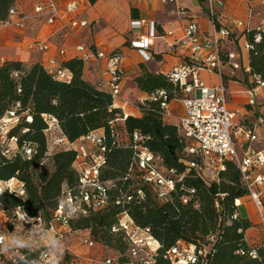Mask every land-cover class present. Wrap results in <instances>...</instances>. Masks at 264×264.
<instances>
[{"label":"built area","instance_id":"obj_1","mask_svg":"<svg viewBox=\"0 0 264 264\" xmlns=\"http://www.w3.org/2000/svg\"><path fill=\"white\" fill-rule=\"evenodd\" d=\"M243 1L248 6V16H251V6L256 0ZM160 2L165 5H175L176 17L186 20V10L180 0H160ZM203 2L210 26L209 31L204 32L195 21L187 20L182 27L181 37L170 45L172 50L185 54L184 63L166 75L172 85L177 88L180 96L170 99L166 91L156 90L145 99L158 104L163 120H175L180 137L188 145L186 153L195 161H191L190 168H187L181 175L174 170H167L163 167L159 155H154L137 145L142 138L134 133L133 142L136 145L133 147L134 165L141 172L142 185L151 191L158 202H165L170 193L175 190L177 181H181L190 169L196 171L205 181L210 182L207 178L216 181L219 172L225 170V162H233L241 174V185L246 191V197L253 205L264 234V148L254 149V144L259 141L258 130L264 127V117H257L255 121L238 124L235 113L228 108L227 88L223 81L224 68L229 67L231 72L241 68L235 62L238 57L224 49L223 43L231 39V32L219 24L217 13V10L224 7V0H203ZM76 10L75 4H68L60 9L52 0L37 2L33 5L32 12L21 11L14 5L9 9L7 17L0 21V29L23 30L30 21H42L47 26H56V33L61 37L73 36L79 39V31L86 28L88 22L75 17ZM234 24L241 30L242 36L251 31L244 22L236 21ZM142 30H144L143 33H141ZM129 31V45L138 51L144 61H149L151 57L148 51L153 41L159 37L155 24L146 20H131ZM255 31L252 39L254 44L260 41V32L264 31V22ZM167 35L171 36L172 33L169 32ZM251 47L250 43H245L247 51ZM27 49L30 52L45 53L49 50V45L33 41L28 43ZM74 51L76 52L75 58L79 59L84 66L93 64L98 67L101 78L97 87L110 96L113 108L121 111L123 117L126 118L128 115L124 114V110L131 104L121 96L123 76L121 54H106L81 40L75 46ZM57 54L59 59L52 58L48 61V65L43 67L54 79L68 82L71 79V73L60 60L65 56V50L60 49ZM202 72L215 81L206 84L201 79ZM242 72L248 78L247 106L254 108L257 96L260 91H264V82L258 76L251 75L249 68L242 69ZM173 101L180 102L183 108V114L176 118L170 112V103ZM20 109V104L16 103L0 119V154L5 158H10L17 150L16 138L7 137L9 131L20 122L23 116L27 123L31 121L29 116L19 113ZM137 109L141 112L138 106ZM47 120V155L61 150L74 151L73 168L77 172V184L73 188L63 187L52 220L47 226L40 216L30 217L27 214L22 216L24 212L19 208L13 212L11 218H8L0 205L1 254H4L7 248L9 236L1 228L3 221L14 226L25 224L36 231L37 239L34 244L38 246L33 249L40 250V253L35 264H52L53 258L60 255L55 246L61 244L66 234L87 233V237L81 240L80 244L88 249L94 245H101L91 239L88 231H73L71 223L86 217L90 212L105 210L109 204V191L113 187L112 182L100 179L105 153V139L102 134L92 132L70 142L60 133L54 118ZM56 130L59 132L58 135H56ZM22 155L30 159L33 155L32 148L23 147ZM45 164L46 160L40 163V167ZM132 168L131 165L129 172ZM6 191L17 198L24 196L23 184L15 179L0 182V195ZM190 194H194V191L191 190ZM143 198V191L137 190L136 199ZM132 199H134L133 196H125L124 201H117L115 204L123 206L125 202H131ZM187 201L188 198L182 199L183 203ZM62 202H64L63 205ZM234 205L236 209L240 207L241 199L235 200ZM73 208L76 209L75 213L69 215L68 212H72ZM237 217L235 213L232 219ZM110 233L123 238L126 251L124 254L118 253V258L104 257L96 261V264H155L154 255L159 243L151 235L150 229L137 226L128 212L123 211L117 215ZM210 242H213V238H210ZM21 250L15 248L13 254L7 256L10 264H19L18 258L21 257ZM25 250L32 251L29 248ZM65 251L59 258V264H77L75 257L71 256L67 250ZM238 253L241 256L244 255L242 251ZM248 256L253 260L258 258L255 250H251ZM164 258L169 260L170 264H208L205 248L196 250L183 242H177ZM121 259L124 260L123 263L120 262ZM260 264H264V258L260 260Z\"/></svg>","mask_w":264,"mask_h":264},{"label":"trees","instance_id":"obj_2","mask_svg":"<svg viewBox=\"0 0 264 264\" xmlns=\"http://www.w3.org/2000/svg\"><path fill=\"white\" fill-rule=\"evenodd\" d=\"M12 6L14 0H0V21L7 17ZM132 17L136 16L132 14ZM255 33L251 30L245 35L252 45L248 50V67L251 75L264 82V31L260 32V41L256 44L252 41ZM63 66L71 73L68 82L54 79L41 64L24 67L19 62H7L0 65V119L16 103L21 106L19 113L31 118L27 123L23 116L22 122L8 133V138L17 140L15 153L10 158L0 154V182L15 179L24 186L22 198L7 191L0 195V205L6 216L11 218L19 208L30 217L40 216L47 226L63 187L73 188L77 184L74 151L61 150L47 155V119L54 118L60 133L70 142L92 132H102L105 153L100 179L113 184L107 208L72 222L73 231H88L95 242L124 254L126 243L121 236L111 234L110 229L117 215L126 211L137 226L149 228L159 243L155 264H170L164 256L177 242L196 250L205 248L208 264H260L264 245L250 246L245 239L251 223L239 217L232 219L237 212L235 200L246 197L236 165L225 162V170L219 172L213 182L205 181L190 169L181 181H177L168 200L158 202L142 185L141 172L134 165L133 134L142 138L137 145L161 157L165 169L181 175L195 159L187 155L188 145L176 126L163 124L158 104L149 100L138 105L140 117L124 118L121 111L113 108L105 91L82 78L83 64L79 59L64 62ZM135 84L147 95L164 90L170 99L180 96L168 77L160 73L144 71ZM25 146L32 148L30 159L22 155ZM44 160L52 164L51 172L40 167ZM131 165L133 168L129 172ZM139 189L144 193L143 199H136ZM191 190L194 194H190ZM125 196L134 199L117 206L115 202L124 201ZM183 198H188L187 203L182 202ZM251 250L257 252V259L248 256ZM240 251L243 256L238 253ZM39 253L40 250H21L18 263L35 264Z\"/></svg>","mask_w":264,"mask_h":264},{"label":"crops","instance_id":"obj_3","mask_svg":"<svg viewBox=\"0 0 264 264\" xmlns=\"http://www.w3.org/2000/svg\"><path fill=\"white\" fill-rule=\"evenodd\" d=\"M44 1L46 0H14V5L21 11L32 12L34 4ZM52 1L60 9H63L68 4H75L77 6L75 17L88 22V26L79 31V39L73 36L61 37L56 33V26H47L42 21H30L23 30L0 29V65L7 62H19L24 67L34 64H41L46 67L48 61L52 58L59 59L57 52L60 49L65 50V56L60 58V60L67 62L76 57L74 48L80 40L106 54L119 53L122 56L123 68L121 96L131 104L129 108L124 110V114L133 117H140L141 112L137 109L138 105L131 103L124 94L127 79H129L125 78V73L130 72L137 77L141 74V67L143 71L149 73L167 75L174 68L184 63L183 56L185 54L178 50H172L170 45L181 37L182 27L186 24L187 20L195 21L204 32H208L210 27L203 0H180L181 5L186 10V20H180L176 17L175 5H165L160 0L148 2L144 0H96L94 3H90L89 0ZM224 3V7L217 10V13L219 15V24L231 32V39L223 43L224 49L227 52L233 53V50H239L247 42L245 36H242L241 30L235 26L234 22H244L250 30L260 27L264 22V0H256L252 3L251 16H248V6L243 0H224ZM132 14L136 17H132ZM137 19L153 22L159 34V37L153 41V45L148 51L151 57L149 61H144L138 51L129 45V24L131 20ZM143 32L144 30L141 31V33ZM169 32L172 33L171 36L167 35ZM33 41L48 44L49 50L45 53L28 51V43ZM101 47L104 50L99 49ZM236 57L238 56L236 55ZM235 62L238 63L236 60ZM238 64L241 69L235 72H231L229 67L224 68L223 81L227 88L228 108L235 113L237 123L241 124L243 122L255 121L257 117H264V91H260L257 96V98H262V103L258 104L256 100V106L249 108L247 106L246 95L249 87L247 83L248 78L242 72V69L249 68L248 51L246 65L242 66L240 63ZM200 76L206 84L215 81L204 72ZM244 77L247 78L246 81H244ZM82 78L90 84L97 86L101 78L98 67L93 64L83 65ZM147 97L148 95L145 94L139 99V103ZM176 103L180 104L177 101L170 103L172 116ZM181 110L182 115V106ZM163 121L175 125V120L173 119H164ZM95 133L101 134L102 132L96 131ZM56 134H59L58 130H56ZM258 136L259 141L254 144L255 150H259L264 145V127L258 130ZM236 213L240 219L248 220L251 223V228L245 232V239L248 245L256 246V243L260 242L259 234L256 232L257 228L259 227L261 232L262 229L253 205L247 197L241 199V205L237 208ZM253 231L254 233H252ZM78 235H85L87 237L88 234L83 233ZM78 235H65L64 241H67L70 246L65 247L64 250H67L71 256L75 257L77 264H92V262L96 264L97 259L94 257L97 256L99 248L93 250L85 248L80 244V238L77 245L75 237ZM60 245L61 248L62 244ZM96 246L101 249L103 248L101 245Z\"/></svg>","mask_w":264,"mask_h":264},{"label":"rangeland","instance_id":"obj_4","mask_svg":"<svg viewBox=\"0 0 264 264\" xmlns=\"http://www.w3.org/2000/svg\"><path fill=\"white\" fill-rule=\"evenodd\" d=\"M226 48H227V46H226ZM99 49L104 50L103 47H101ZM233 51H234L233 53L238 56L236 61L238 63H240L242 66H245L246 65V57H247V50L245 49V46L243 45V47H241L239 50H237V51L233 50ZM140 71H141V74L139 76H137V77L142 76V74L144 73V71L141 69V67H140ZM137 77L133 73H130V72L125 73V78L126 79L129 78V79H127L126 88H125L124 94L131 101V103H133L134 105H139L140 104L139 103V99L142 98L145 95L143 92H141L137 88V86L135 84V80H136ZM246 80H247V78L244 77V81H246ZM256 100H257L258 104L262 103V98H257ZM181 112H182L181 105L179 103H176L174 105L173 116H175V117L180 116ZM20 122H22V119H20ZM162 122H163V124H170L167 121H162ZM263 147H264V145H263ZM263 147L260 148V149H263ZM43 168H44V170H48L49 172H51L52 169H53L52 168V164H50L49 162H46V164L44 165ZM38 170H41V169H38ZM207 177L208 176H206V178ZM207 180L210 181V182L213 181V179H211V178L209 179V177L207 178ZM1 228L7 234H9V236H8V242H7L6 250L4 252V250L2 249V252H4V254L3 253L0 254V264H10L8 262V260H7V256L13 254L15 248L22 249V250H25L26 248H29V249L34 250L33 247L38 246V244H34V242L37 239L36 238V231L31 226H27L25 224H17V225L14 226V225H9L5 221H3V224L1 225ZM256 232L259 234V239H260V242L256 243L257 244L256 246L264 245V235L260 231L259 227L257 228ZM252 233H254V231ZM81 234H83V232H81ZM79 238H80V240H79ZM83 239H85V235L76 236L75 237L76 244L78 245V240L81 243V240H83ZM63 243H64V245H63ZM61 244H62L61 248H60L61 245H58V246L56 245L55 246L56 251L58 249H63L65 247H67V246H70L68 244V242L64 241V240L61 242ZM95 248L96 249L99 248L97 256L94 257L95 259H97L96 261H99V260H101L104 257L118 258V252L114 251L113 249H110V248H107V247H104V246L101 249L100 247L94 245V247H92L91 250H93ZM64 252H66V251L64 250Z\"/></svg>","mask_w":264,"mask_h":264},{"label":"clouds","instance_id":"obj_5","mask_svg":"<svg viewBox=\"0 0 264 264\" xmlns=\"http://www.w3.org/2000/svg\"><path fill=\"white\" fill-rule=\"evenodd\" d=\"M63 204H64V202H62V205H63ZM75 211H76V209L73 208V209H72V212H68V214H69V215H72V214L75 213ZM23 215H26V213H22V216H23ZM57 251L60 253V255H59L58 257H54V258H53V260H52V264H59V258L63 255V253H64V248H63V249H58Z\"/></svg>","mask_w":264,"mask_h":264}]
</instances>
